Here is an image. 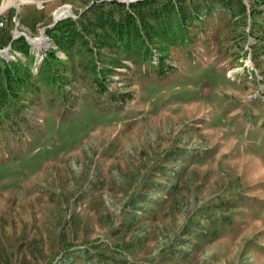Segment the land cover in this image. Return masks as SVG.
<instances>
[{
    "label": "rangeland",
    "instance_id": "rangeland-1",
    "mask_svg": "<svg viewBox=\"0 0 264 264\" xmlns=\"http://www.w3.org/2000/svg\"><path fill=\"white\" fill-rule=\"evenodd\" d=\"M5 1L0 264H264V0Z\"/></svg>",
    "mask_w": 264,
    "mask_h": 264
},
{
    "label": "trees",
    "instance_id": "trees-1",
    "mask_svg": "<svg viewBox=\"0 0 264 264\" xmlns=\"http://www.w3.org/2000/svg\"><path fill=\"white\" fill-rule=\"evenodd\" d=\"M166 1L167 0H163V2H166ZM170 1H171V3L173 2L174 4L176 2L175 0H170ZM220 1H222L224 3V5L226 6V8L229 11V10H231V7L233 6V5L231 6L230 4L231 3L233 4V2L235 0H220ZM155 2H156V0H155ZM238 2L241 5L240 6L241 10L245 12L247 10V8H246L244 2L242 0H238ZM143 3L144 4H148V5H151V4L153 5L154 0H143V1H139L138 2V4H143ZM164 4H163V6H164ZM114 6H121V5L117 1H112V2H104L103 1L99 5L94 4L93 6L90 7L92 10L95 11L94 14L97 16V20H98V21L96 20L94 24H98L99 23V26H100L102 24V21L104 22V24H106V23L107 24L108 23H110V24L111 23L120 24V26L112 24V26L114 27L113 31L110 33L112 35H114L115 33H118V31H117V30H119L118 28L122 29L121 33L124 31V25H123L124 23L122 22V19H123V17H128L129 13H130L129 12L130 9H128V10L125 9L122 12H120L118 10L115 11L114 10V8H115ZM121 8H126V7L125 6H123V7L121 6ZM153 11H155V8H154ZM251 13L254 14V10L253 9L251 10ZM153 16H155V12H154ZM0 19H1V16H0ZM125 19H127V18H125ZM79 20H80V18H78L76 20H73V19L69 20V22L68 21L59 22L55 27L51 28L50 37H49L50 40H52L54 42L57 41L59 39L60 32H62L64 27H67V28H65L66 30H63V32H65L67 34H64L65 38H61V41H63L64 43L68 42V40H70V38L72 37L70 35L71 33H69V32L73 31L74 32L73 34H75L77 32L76 31L77 29L75 30L74 28H75V24L80 22ZM126 23H127V20H126ZM128 24L130 26H132L134 29H138L139 28L137 22H135V21L128 22ZM64 25H67V26H64ZM91 25H93V23H91ZM149 25H150V27L155 28V24L153 23V20H149ZM99 26H97V27H99ZM55 44L56 45H60V46L63 45V44H61V42L59 44L58 41L55 42ZM2 58L3 57L0 55V67H3L2 66V61L5 62ZM5 63L7 65V67H8L9 63H7V62H5Z\"/></svg>",
    "mask_w": 264,
    "mask_h": 264
},
{
    "label": "bare ground",
    "instance_id": "bare-ground-1",
    "mask_svg": "<svg viewBox=\"0 0 264 264\" xmlns=\"http://www.w3.org/2000/svg\"><path fill=\"white\" fill-rule=\"evenodd\" d=\"M121 1L131 2L133 0H121ZM32 2H34V0H6L5 3H4V5H3V7H2V10L4 11V10L10 8L11 6H19L21 3L22 4H25V3H32ZM69 15H72V12L70 11L69 8L66 7V8H63V9H61V10L58 11V13L56 14V17H57L56 19H64L65 17H67ZM19 33H21V37H22L23 36V32L18 31V34ZM42 36L45 37V35H42ZM33 39H31V43H32V40H33V43H34V45L36 47L41 46V45H43V44L46 43L45 40L42 41V39H38V38H33ZM46 40H47V38H46Z\"/></svg>",
    "mask_w": 264,
    "mask_h": 264
},
{
    "label": "water",
    "instance_id": "water-1",
    "mask_svg": "<svg viewBox=\"0 0 264 264\" xmlns=\"http://www.w3.org/2000/svg\"><path fill=\"white\" fill-rule=\"evenodd\" d=\"M105 1H121V0H105ZM138 1H143V0H133V1H131V2H127V3H135V2H138ZM26 4V3H25ZM25 4H20V6H22V5H25ZM19 6V7H20ZM71 9V8H70ZM71 11V10H70ZM72 13H73V11H71ZM72 18H74V19H77L78 18V16H76L75 14L72 16ZM61 20H63V19H56V17H55V21H54V23L50 26V28H53V27H55ZM23 36L24 37H26L27 38V40L30 42V44H31V39H29L28 38V36H27V34L25 35V33H23ZM21 37V33H19L18 34V31H16L15 32V34H14V36H13V41H16L17 39H19ZM8 49L9 48H7V49H5V50H0V55H3V54H5L6 52H8Z\"/></svg>",
    "mask_w": 264,
    "mask_h": 264
},
{
    "label": "crops",
    "instance_id": "crops-1",
    "mask_svg": "<svg viewBox=\"0 0 264 264\" xmlns=\"http://www.w3.org/2000/svg\"><path fill=\"white\" fill-rule=\"evenodd\" d=\"M25 8H26V7H23V8H22V11H19V14L22 13V15H23V13H24V11H25ZM0 14H1V11H0ZM0 16H1V15H0ZM20 19H21V18H20Z\"/></svg>",
    "mask_w": 264,
    "mask_h": 264
},
{
    "label": "built area",
    "instance_id": "built-area-1",
    "mask_svg": "<svg viewBox=\"0 0 264 264\" xmlns=\"http://www.w3.org/2000/svg\"><path fill=\"white\" fill-rule=\"evenodd\" d=\"M43 7V6H42ZM4 23L2 21H0V27H3ZM18 54V53H17Z\"/></svg>",
    "mask_w": 264,
    "mask_h": 264
}]
</instances>
